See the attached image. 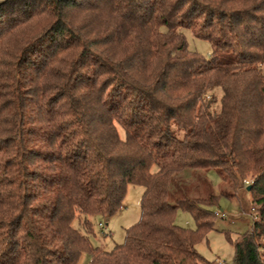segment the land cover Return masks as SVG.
Masks as SVG:
<instances>
[{
  "label": "trees",
  "instance_id": "obj_1",
  "mask_svg": "<svg viewBox=\"0 0 264 264\" xmlns=\"http://www.w3.org/2000/svg\"><path fill=\"white\" fill-rule=\"evenodd\" d=\"M263 69L264 0H0V264H213L196 247L243 192L231 264H264ZM130 186L139 222L94 248Z\"/></svg>",
  "mask_w": 264,
  "mask_h": 264
},
{
  "label": "rangeland",
  "instance_id": "obj_2",
  "mask_svg": "<svg viewBox=\"0 0 264 264\" xmlns=\"http://www.w3.org/2000/svg\"><path fill=\"white\" fill-rule=\"evenodd\" d=\"M184 35L190 51L198 53L206 60L211 58L213 49L209 42L197 39L190 31L185 32ZM216 93L220 96V92ZM207 178L217 196H220L223 190L228 189L215 170L209 171ZM246 180L252 181L251 178ZM143 194L142 187L130 186L124 200V207L117 215L107 222L100 216L91 218L93 234L90 235V242L94 248L110 252L116 245L125 242L127 230L135 226L141 218ZM240 194L239 197L233 199L220 197L218 206L213 208L217 215L214 229L196 247L197 252L210 263L231 264L235 257V249L233 243L227 239L225 232H229L234 242L237 234L249 232L252 227L255 215L252 196L249 192ZM223 214L225 217L222 216ZM175 222L184 228H196L192 216L182 209L177 211ZM91 258L90 254H83L79 264H90Z\"/></svg>",
  "mask_w": 264,
  "mask_h": 264
},
{
  "label": "built area",
  "instance_id": "obj_3",
  "mask_svg": "<svg viewBox=\"0 0 264 264\" xmlns=\"http://www.w3.org/2000/svg\"><path fill=\"white\" fill-rule=\"evenodd\" d=\"M245 183H246V184H249V182H248V181H246ZM222 216H223V217H225V214H223Z\"/></svg>",
  "mask_w": 264,
  "mask_h": 264
},
{
  "label": "water",
  "instance_id": "obj_4",
  "mask_svg": "<svg viewBox=\"0 0 264 264\" xmlns=\"http://www.w3.org/2000/svg\"><path fill=\"white\" fill-rule=\"evenodd\" d=\"M248 190H250V188H248Z\"/></svg>",
  "mask_w": 264,
  "mask_h": 264
}]
</instances>
